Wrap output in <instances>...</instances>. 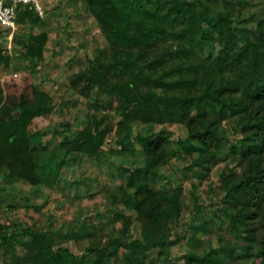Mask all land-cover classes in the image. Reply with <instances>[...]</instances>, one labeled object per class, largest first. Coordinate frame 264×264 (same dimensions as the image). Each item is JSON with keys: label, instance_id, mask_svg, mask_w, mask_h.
Instances as JSON below:
<instances>
[{"label": "trees", "instance_id": "16d2710c", "mask_svg": "<svg viewBox=\"0 0 264 264\" xmlns=\"http://www.w3.org/2000/svg\"><path fill=\"white\" fill-rule=\"evenodd\" d=\"M83 1L107 44L70 76L74 88L83 82L84 95L96 89L91 102L96 111L60 147L64 153L77 150L100 157L120 149L135 154L136 144L140 146L141 160L110 196L135 210L142 235L126 242L130 218L118 213L124 223L120 233L77 254L68 245L57 246L70 238L67 233L33 231L23 222L14 229L0 223V246L9 247L29 234L23 239L25 253H15L5 264H158L168 253L170 220L180 216L183 206L182 188L168 185L162 167L185 154L194 158L192 163L208 166L202 171L204 179L222 156L238 160L240 172L227 166L218 178L226 192V218L242 239L187 253L185 264H264V17L254 26L234 25L230 0ZM34 7L18 9L17 22L26 32L22 38L14 36L15 58L33 70L44 60L49 38L48 23ZM6 51L0 41V62L9 68L13 52ZM33 70H8L0 81V169L38 184L48 164L42 154L49 142L40 141L44 135L33 132L30 124L50 109L52 96L32 80ZM110 109L122 119L116 146L104 149L113 124ZM228 120L239 135L238 145L223 125ZM170 122L182 123L186 135L173 138L164 126L135 128ZM121 247L126 253L117 260Z\"/></svg>", "mask_w": 264, "mask_h": 264}, {"label": "rangeland", "instance_id": "374dc122", "mask_svg": "<svg viewBox=\"0 0 264 264\" xmlns=\"http://www.w3.org/2000/svg\"><path fill=\"white\" fill-rule=\"evenodd\" d=\"M39 2L43 10V14H40L47 21L49 31L45 58L34 70L29 63L16 59L14 36L17 34L16 38H22L26 30L18 24L10 43L9 29L0 25V41L6 52H13L9 68H6L5 62H0V81L9 73L8 70H33L32 80L38 88L52 96L50 109L34 118L30 124L33 132L39 130L44 135L40 141L49 142L47 150L42 154L45 164H48L42 168L43 180L38 184L12 175L7 169H0V223L8 224L12 229L23 222L30 225L33 231L56 230L67 233L70 238L58 241L57 246L68 245L73 252L81 254L88 245H105L110 235L120 233L124 225L123 219L117 218L120 213L124 214V219L130 218L131 223L125 236L128 242L142 235V221L136 219L134 209L114 200L110 192L126 183L131 168L141 160L140 146L136 144L135 154H126L120 149L100 157L77 150L64 153L60 147L62 141H70L78 131L84 129L96 111L91 103L96 89L89 96L84 95L83 82L74 88L70 76L88 66L89 59L99 49L106 47V37L83 0ZM219 2L224 3V0ZM27 5L35 6L34 3H19L17 9ZM230 5L235 10L234 25L254 26L257 20L264 17V0H230ZM246 18L252 21L247 23L244 20ZM110 110L113 124L104 140V149L116 146L117 123L122 119L119 111ZM230 124V120L223 122L233 134L232 141L238 145L239 135L233 133ZM163 126L173 132V138L184 137L187 133L184 125L178 122L165 125L142 124L135 125V128L159 130ZM173 144L178 147L176 140ZM193 159L186 154L172 157L162 167L169 175L168 185L182 188L183 206L180 216L170 220L168 253L158 264H185L184 255L187 253H204L223 244L242 241L235 235L228 216L226 218V192L221 188L218 178L219 172L227 166L240 172L238 160L222 156L211 167L210 175L204 179L202 171L208 166L194 164ZM158 186H161L160 182ZM97 229L99 231L92 235ZM28 235L26 233L18 237L9 247L0 246V264L11 262L15 253H25L23 239ZM154 251L157 252L158 248ZM119 253L117 260L124 257L125 248L121 247ZM258 259L260 257H256Z\"/></svg>", "mask_w": 264, "mask_h": 264}, {"label": "built area", "instance_id": "2783aa9c", "mask_svg": "<svg viewBox=\"0 0 264 264\" xmlns=\"http://www.w3.org/2000/svg\"><path fill=\"white\" fill-rule=\"evenodd\" d=\"M19 3H34L39 12L43 14L39 0H0V25L9 29L8 38L10 43L13 40L14 33L18 27L17 5Z\"/></svg>", "mask_w": 264, "mask_h": 264}]
</instances>
